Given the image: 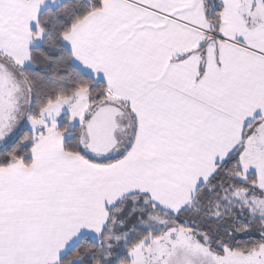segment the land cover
Masks as SVG:
<instances>
[{"label": "snow or ice", "instance_id": "obj_1", "mask_svg": "<svg viewBox=\"0 0 264 264\" xmlns=\"http://www.w3.org/2000/svg\"><path fill=\"white\" fill-rule=\"evenodd\" d=\"M0 264H264V0H0Z\"/></svg>", "mask_w": 264, "mask_h": 264}]
</instances>
